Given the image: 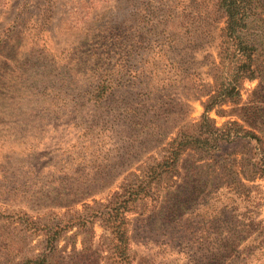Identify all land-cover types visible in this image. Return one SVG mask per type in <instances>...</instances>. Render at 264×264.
<instances>
[{
    "label": "rangeland",
    "instance_id": "1",
    "mask_svg": "<svg viewBox=\"0 0 264 264\" xmlns=\"http://www.w3.org/2000/svg\"><path fill=\"white\" fill-rule=\"evenodd\" d=\"M215 2L0 0V264L39 253L35 223L106 203L199 120L225 21ZM260 85L212 112L217 126L264 111ZM261 157L250 140L185 154L129 216L135 264H264V180L244 178ZM100 222L88 245L112 264ZM77 231L62 232L53 264H89Z\"/></svg>",
    "mask_w": 264,
    "mask_h": 264
},
{
    "label": "trees",
    "instance_id": "2",
    "mask_svg": "<svg viewBox=\"0 0 264 264\" xmlns=\"http://www.w3.org/2000/svg\"><path fill=\"white\" fill-rule=\"evenodd\" d=\"M215 7L223 14L225 21L221 29L217 60L213 65V84L205 94L203 113L199 120L191 129L179 131L166 142L156 156L150 157L138 169V173L134 172L129 179L126 178L106 203L95 201L94 205L85 204L84 211L74 212L66 222L67 225H63V218L57 223H35L39 226L35 232L43 231L46 246L31 258H24L22 264H53L62 232L74 228L78 230L75 236L83 235V253L78 254L88 260L89 264L100 263L102 256L88 245L93 244L97 220L101 221V227L109 234L104 237L108 241V256L105 258L112 264H135L132 239L129 236V216L135 213L137 202L153 194L155 185L165 177L179 173L180 162L185 154L192 152L204 158L219 153L223 144L250 140L258 143L264 155V144L259 135L264 130L257 124L258 120L264 119L261 108L246 107L249 114L239 115L241 121L228 120L220 127L211 117L212 112L224 117L225 106L239 104L246 83H264V0H216ZM259 88L262 90L257 94L262 97L264 87L260 85ZM102 96L98 94L95 99L101 100ZM255 168L253 176L244 175L246 180H264V157L256 162ZM239 184L244 187L240 181ZM225 248L227 253L238 251L234 243L227 242Z\"/></svg>",
    "mask_w": 264,
    "mask_h": 264
}]
</instances>
